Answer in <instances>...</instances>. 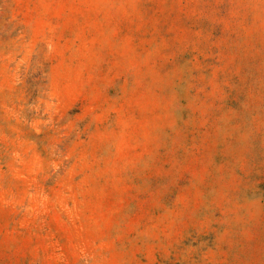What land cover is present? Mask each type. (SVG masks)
Here are the masks:
<instances>
[{
  "label": "rangeland",
  "instance_id": "1",
  "mask_svg": "<svg viewBox=\"0 0 264 264\" xmlns=\"http://www.w3.org/2000/svg\"><path fill=\"white\" fill-rule=\"evenodd\" d=\"M0 264H264V0H0Z\"/></svg>",
  "mask_w": 264,
  "mask_h": 264
}]
</instances>
